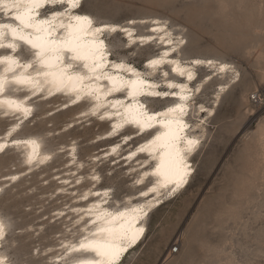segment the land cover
<instances>
[{
	"label": "rangeland",
	"instance_id": "obj_1",
	"mask_svg": "<svg viewBox=\"0 0 264 264\" xmlns=\"http://www.w3.org/2000/svg\"><path fill=\"white\" fill-rule=\"evenodd\" d=\"M87 6L118 21L161 17L184 29L187 51L216 56L234 63L238 81L221 97L206 125V137L196 156L188 186L157 209L144 241L124 264H264V101L250 103V95L264 88V0H86ZM145 28L142 26L141 29ZM151 48L142 50L150 53ZM205 74L199 71V78ZM213 83L205 87L203 102L210 107ZM37 110L25 134L40 135L45 146L56 148L75 140L77 155L85 160L103 143L90 137L99 126L78 123L62 129L67 113L43 115ZM80 123V122H79ZM0 121V132L4 126ZM10 156L0 157V176L11 169ZM63 155L49 165L18 179L0 193V215L11 224L14 261L42 262L31 250L56 242L61 220L48 214L66 201L64 195L48 198L56 185ZM103 182L113 183L116 194L128 191L121 170L99 163ZM42 176V177H41ZM177 248V253L171 250Z\"/></svg>",
	"mask_w": 264,
	"mask_h": 264
},
{
	"label": "bare ground",
	"instance_id": "obj_2",
	"mask_svg": "<svg viewBox=\"0 0 264 264\" xmlns=\"http://www.w3.org/2000/svg\"><path fill=\"white\" fill-rule=\"evenodd\" d=\"M28 2L29 0H0V13L4 12V17H11L16 22L28 26L22 11ZM44 2L47 6L37 10L38 18L41 20L51 19L52 15L59 12L63 7L61 0H44ZM82 2L83 7L80 11L88 14L95 21L120 25L133 33L131 40L125 33H118L121 31L110 35L107 43L112 61L107 63L106 68L109 67L114 71L118 62H125L126 65L132 64L140 69L146 76L152 73L149 78L163 86L161 91H169V89H164V87L167 88L166 81L186 83L192 89V99L188 102L189 113L186 117L192 126L188 134L203 142L206 137L207 122L213 117L221 97L239 79V71L234 63L220 57H205L187 51L188 44L184 29L170 23L167 18L149 16L118 21L91 10L87 6L86 0H82ZM9 11L12 12L7 15ZM154 21H160L167 25V31L170 35L166 39L173 41L183 39L186 41L178 53L172 54V58L179 59L182 65L193 73L194 79L192 81H187L186 78L173 73L171 65H164L162 70L155 72L147 66L148 61L159 58L165 50L171 47L160 40L163 33L152 32ZM142 26L145 28L141 29ZM13 27L12 22L0 21V49H8L0 52V95H3L0 98V117H12L0 132V157L9 155L11 169L15 168L14 163L18 165L19 169L0 176V193L6 186L15 183L22 176L45 168L56 154H62L64 160L60 172L55 173L57 170L54 169L52 174V178H55L56 181L55 188L47 195L48 198H52L60 194L67 198L64 203L48 214L49 221H62L60 230L54 235L56 242L46 245L42 249L35 247L31 250L32 258L37 254L44 257L42 262L37 263L32 260L21 259L19 264H57V262L59 264H99V259L96 261L92 258L86 260L77 253L92 251L97 255L96 249L111 239L110 228L115 222L116 216L124 209L130 208L132 204L143 203L147 199L153 198L154 195L149 193L148 197L139 199L141 197L139 194L147 191L155 181L154 177L152 179H147L148 176L144 177L145 171L151 173V168L137 172L132 180L128 177V186H131L132 189L122 194H116L113 183L103 182L101 172L98 170L100 162L116 163L118 160L115 158L120 154V144H125L131 137L141 134L140 127L134 123L136 112L134 106L138 103V99L133 97L130 103L124 104L128 99V90L123 87L117 90L119 82L114 83L113 80L107 78L111 77L113 72H106L104 69L93 70L85 63L75 59L69 52H64L61 60L55 65L49 63L47 58L40 53V50L33 46L31 42L32 33L17 31ZM141 37L145 38L143 42L140 40ZM149 37H153V39H147ZM147 48H151L152 51L144 54L142 50ZM197 59L201 61L211 60L212 64H196L194 61ZM221 64H227L230 68L221 72ZM42 66L46 67L45 71L40 69ZM58 66H61L62 69L56 68ZM17 68L19 70L16 73L8 76ZM64 70L70 73L66 74ZM165 70L168 71L167 78L163 76ZM199 71L205 72L200 78ZM237 73L238 79L236 78ZM118 75L120 81H123V76ZM214 81L216 82L212 102L207 108L203 102H197V100L202 98L205 87ZM226 84L229 86L221 91V88ZM196 88H199L200 91L195 92ZM123 89H126L125 97L119 95ZM55 93L71 95L72 98L61 99L56 97L53 99L54 103L48 107L45 104H36V101L47 99ZM157 98L149 96L143 98L148 110L160 112L181 102L178 98L174 101L165 102H160ZM74 104H78V106L75 108L73 116L63 124L62 129H67L79 122H88L92 116L95 119H102L104 116L111 117L117 114L119 119L112 122L110 126L108 125L107 129L98 135L94 141L112 138L125 132L122 141L119 144H110L104 152L82 160L77 155V142L75 140L52 149L45 146L44 143V138L47 137L48 133L35 135L25 134V131H22L24 126L34 122L37 110H47L43 115H48ZM200 106H203L206 111L201 112ZM103 108L118 111L114 114L104 111L99 115V111ZM201 120L204 121L203 124ZM125 125H129V127ZM262 130L264 131V125ZM143 144V146H139L125 155L126 160L122 163V166L128 165L125 173L123 172L125 176L136 169L145 167L147 159L143 156H137L138 153H143L140 151L145 146V142ZM9 145L11 146L9 147ZM200 147L189 157L193 171L188 177V182L173 198H165L164 202L150 213L145 222V235L136 249L146 237L148 223L153 213L166 202L180 195L188 186L195 172L196 156ZM133 163L138 164V166L133 167ZM141 179L143 182L138 183ZM135 185L142 186L134 188ZM10 225L9 221L0 215V264H16L17 262L14 261L11 253L14 241L8 236ZM102 234L106 238H102Z\"/></svg>",
	"mask_w": 264,
	"mask_h": 264
},
{
	"label": "snow or ice",
	"instance_id": "obj_3",
	"mask_svg": "<svg viewBox=\"0 0 264 264\" xmlns=\"http://www.w3.org/2000/svg\"><path fill=\"white\" fill-rule=\"evenodd\" d=\"M61 2L63 7L60 11L53 14L51 19L45 20L38 18L37 11L47 6L44 0H29L23 7V16L32 29L33 46L39 49L40 53L53 65L61 60L64 52H69L75 59L93 70L105 69L106 71L107 63L112 61L107 43L110 35L121 31L131 40L133 33L120 25L97 22L88 14L81 12L82 0H61ZM153 24L152 32L163 33L160 40L171 47L159 58L148 61L147 66L155 72L162 70L164 65H171L173 73L186 78L187 81H192L193 73L183 66L179 59L172 58V54L178 53L186 41L166 39L170 35L167 25L160 21H154ZM144 39L141 37V42ZM147 39H153V37ZM194 63L212 64V61L197 59ZM229 68L227 64L220 65L221 72ZM125 72L123 81H120L118 74ZM151 74L146 76L132 64L118 62L112 76L107 77L114 83L119 82L117 90L120 87L128 90L129 101L133 97L138 99V103L134 106L136 110L134 123L140 127L141 134L154 130L140 151L147 157L145 166L151 168V173L145 171L144 177L151 175L155 181L147 191L139 194L141 197H148L151 193L154 194L153 198L143 203L132 204L130 208L124 209L116 216L110 228L111 239L96 249L99 264H124L125 259L132 255L145 235V222L150 213L159 207L165 198H173L188 182V177L193 171L189 157L202 143L199 138L188 134L192 126L186 117L189 113L188 102L192 99V89L186 83L166 81V87L171 91H161L162 85L150 79ZM163 76L167 78L168 71H163ZM236 78L238 79V73ZM228 86L224 85L221 91ZM199 91V88L195 89V92ZM145 96L162 98L172 96L181 102L164 111L156 112L147 109L143 101ZM200 111L205 112L206 109L200 106ZM201 123L203 124L204 121L201 120ZM142 182L143 179L138 181V183Z\"/></svg>",
	"mask_w": 264,
	"mask_h": 264
},
{
	"label": "water",
	"instance_id": "obj_4",
	"mask_svg": "<svg viewBox=\"0 0 264 264\" xmlns=\"http://www.w3.org/2000/svg\"><path fill=\"white\" fill-rule=\"evenodd\" d=\"M12 11H9L7 13L10 14ZM0 21H3V22H12L14 24V29H16L17 31H23L24 33H32V29L28 26H25V25H22L18 22H16L13 18L11 17H4V12H1L0 13ZM119 34H122L123 32H118ZM3 39H5V37H3ZM8 49L6 48H1L0 49V52H3V51H7ZM34 52V51H32ZM67 61H70V59H67ZM58 69H62L61 66H58L56 67ZM41 70H46V67L42 66L40 67ZM19 70V68L16 69V71L8 74V76L16 73L17 71ZM105 71V69H104ZM64 72L66 74H69L70 72L69 71H66L64 70ZM106 72H114L111 68H106ZM124 75L126 74H121V76H123L124 78ZM163 87V86H162ZM164 89H167L164 87ZM171 91V90H169ZM120 96L122 97H125L126 96V89H123L120 93H119ZM3 95H0V98L2 97ZM39 96V95H38ZM37 97V96H36ZM56 97H59V98H63V99H66V98H72V96H66V95H61L60 93H55L54 95H52L51 97L47 98V99H44V100H39V101H36V104H45L47 107L49 105H52L54 102H53V99L56 98ZM157 99H159L160 102H165V101H174L176 100V98L172 97V96H169V97H166V98H162V97H158ZM132 101V100H131ZM131 101H129L128 99L124 102V104H128L130 103ZM78 106V104H74L72 106H68L67 108H64V109H60L58 110L57 112L58 113H67L68 114V117H67V120H69L73 114H74V110L75 108ZM104 111H109L110 113H115L116 111H113V110H107V108H103L99 111V115H101L102 112ZM37 114H35V118H37ZM9 119H12V117H0V121H4V126L2 127L1 130H3V128L6 126V123L8 122ZM117 119H119V115L117 114H114L112 115L111 117H102V119H95L94 116L90 117V119L88 120V122H80L78 123L79 125L81 124H87L88 126H93V125H97L100 127V129H98L95 133H93V135L90 137L89 139V142H92L93 144H98V143H103V145L100 147V148H97V150L95 151V153H102L106 150V147L110 144H119L122 139H123V134L124 133H120L118 136H115V137H112V138H102L98 141H94V139L100 135L102 132H104L108 125L110 126L112 124V122L116 121ZM32 122L28 123L31 124ZM77 126V124H74L72 127H75ZM126 127H129V125H125ZM71 127V128H72ZM154 132V130H153ZM153 132H144L143 134H139V135H135L133 137H131L125 144H120V154L117 158H115V160H118L116 163L114 164H109L108 161H106L107 164H109L110 166L112 167H116L118 168V170H121V172H124L125 173V169L128 167V165H125V166H122V163L126 160V157L125 155L129 152V151H132L134 150L135 148L139 147V146H143L144 142L148 141L149 137L153 134ZM148 135V136H147ZM11 145H9L10 147ZM137 156H143L145 159H147L146 155L143 154V153H138ZM133 167H137L138 164H132ZM148 167H144V168H141V169H136L135 171L133 172H130L128 173L127 176V179L128 177L130 178V180L133 179L134 175L141 171V170H144V169H147ZM153 177L152 176H148L147 179H152ZM128 182V181H127ZM142 185H135L134 188H140ZM128 189H132L131 186H128ZM139 199H143L142 197H139ZM169 202V201H168ZM167 203V202H166ZM102 238H106V236L104 234L101 235ZM77 255H80L82 258H85L86 260L89 259V258H92L94 261L98 260L99 257L98 255H96L94 252L92 251H80L79 253H77ZM57 264H59L57 262Z\"/></svg>",
	"mask_w": 264,
	"mask_h": 264
},
{
	"label": "built area",
	"instance_id": "obj_5",
	"mask_svg": "<svg viewBox=\"0 0 264 264\" xmlns=\"http://www.w3.org/2000/svg\"><path fill=\"white\" fill-rule=\"evenodd\" d=\"M250 103L254 106L259 105L260 103H262L264 101V88H262L259 91L254 92L253 94L250 95ZM177 248H173L171 250L172 254L177 253Z\"/></svg>",
	"mask_w": 264,
	"mask_h": 264
}]
</instances>
